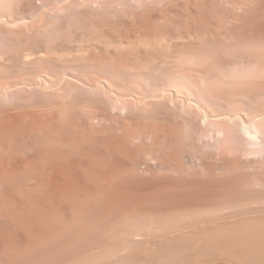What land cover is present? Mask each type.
Segmentation results:
<instances>
[{"label": "rangeland", "instance_id": "374dc122", "mask_svg": "<svg viewBox=\"0 0 264 264\" xmlns=\"http://www.w3.org/2000/svg\"><path fill=\"white\" fill-rule=\"evenodd\" d=\"M6 12L7 13L9 12V13L7 14ZM12 12H15V13L12 14ZM23 15L25 16L23 17ZM18 16L20 17L17 18ZM74 20L79 23L74 22ZM85 20H88V21L85 22ZM92 21H93V24H92ZM101 24L103 25L106 24L107 26L106 25L103 26ZM113 26L114 28H112ZM92 27H95V29ZM130 27L132 28L130 29ZM154 27L157 29H155ZM263 28H264V0H187V1L186 0H60V1L59 0H54V1L53 0H37V1L36 0H16V1L15 0H0V45L2 46V47L0 46V49H1L0 50V58H1L0 59V83H2L0 84V105L2 107V108L0 107V115H1L0 123L5 122L4 124L2 123V127L0 125V128H1L0 137L3 136L2 139L0 138V140L2 141V142L0 141V149H1L0 156L2 157V160L0 159V161L1 162L7 161L6 163L0 162V166H1L0 168H3L5 166L3 169H0V170L7 171L4 173L0 171V174L1 176H5V179H8V178L10 179L8 181L3 180L2 188H6V189H3L2 190L3 192L1 193L2 196L4 195L3 196L4 198H1L2 196H0L1 202H2L0 204V211H2L0 212L1 213L0 214V228H1L0 229V252H1L0 264H20V263L25 264L26 262H27L26 264H31V263L32 264H51V263L52 264H59V263L62 264V262H64L63 264H68L69 262H71L69 260L73 259V257H74L73 260L75 261L78 260L76 262H78V264H81V262L85 261L83 260L79 263V260L83 259L81 258V256L84 257L85 253H88L89 255L90 248H91V251L92 250L95 251L96 249L97 251L103 250L100 248H103L105 244L108 243L110 245L109 242L111 243L114 242L113 239L112 241L110 240L112 237H116V234L118 233L120 234V235L118 234L119 237L121 236V233L123 234V232L121 233L118 232L117 227H116L117 223L116 225L114 223V227H116L114 230L115 236L113 234H110L111 238L110 239L108 238L110 241L107 240V236L109 234L105 233V228L109 232H111L112 230L110 226L113 224L112 223L113 221L109 222L111 218H113L115 222L122 219L121 217L124 216V213L121 211H124L126 213L127 210L128 211L132 210L131 211L132 213L129 212L128 214L135 215V213H133V210L135 209L134 210L135 212L136 210H138L137 215H139L138 213H140L139 215L140 217H142L141 215L143 214L144 216L142 218L138 217L139 219L136 218V215L135 217H131V218H134L135 221H137L136 219H138L137 222L141 224L139 226H141L142 228V226L144 227L145 225L149 226V223H146V220L150 222L151 221L150 218L152 219L153 213L154 215H157L159 213V210L162 212L161 214H163V216H161V214L159 213L158 215H160V217L155 219V216H154L153 220L159 219L157 221H161V223L164 221V224L166 223L169 224V222H166L167 217L169 218L168 221L170 219L172 220V217L170 216L171 217L170 218L169 215H172L173 212L174 214L176 212L180 215L181 213H183V216H184V218L182 217L183 219H185L186 217L184 214L186 213V215H188L190 212H191L190 214L191 216L196 214L194 215V217L190 219L199 218L201 216L200 212L206 211L204 212V214L206 213L205 215L209 216V212H208L210 211L209 209H213L214 207H216V209H213V211L216 210V213H217L218 208L220 207V210H221V206H222V210H223V206L226 203L229 205L231 204H233L234 206L236 205V207L237 205H240V204H241V207L242 206L245 207L249 205V209H250V205L252 204L253 207L251 205V208L254 209L256 208V205H257V209H259L258 205H260V203L264 204V200H263L264 199V111H263L264 109H262L264 108L263 106L264 105V96H263L264 95V91H263L264 90V68H263L264 67L263 65L264 64V61H263L264 60V29ZM101 29L102 30L106 29V30L102 32ZM71 30L73 31L70 32ZM106 31H110V32H106ZM95 32L96 34L99 33L98 34L99 37L100 36L102 37L99 38L97 37V35L94 37L93 34H95ZM116 32H119L118 34L120 35H117ZM118 36L120 37V41L117 40L119 39ZM164 36L167 42L165 41ZM104 37H106L107 39L106 41ZM200 37L203 38L201 39L202 41H200ZM152 38H154V41L156 40V42H159L162 39H164L165 42L164 41H161V42H163L162 43L163 46L164 44L165 45L167 44V47L164 46V49L167 48L166 51L169 50L167 53L168 56L167 54H163V53H166V51H163V49L160 48L156 50L157 47L155 46L154 48L152 46L154 45L153 43L154 41ZM99 39L104 40V42H106L105 43L106 45H107V41L109 45L110 44L114 45L115 41H118L117 43L120 46L121 45L129 46L128 45L130 44L129 42H132V41L139 43V44L141 43L140 44L141 46H142V42L144 41H145L144 44L146 43L147 44L146 46L143 45L144 46L142 47L143 49L140 47L139 50H136L138 52L134 53V51L133 52L127 51L128 47L127 49L125 48L126 52L122 49V47H121L122 50L120 51V49H117V45H118L117 43L115 45H116V49L119 51H117L115 47H113V49L111 48L110 50V48H108L107 46L104 47L103 46L104 42ZM64 40L65 42H63ZM149 40L150 42H148ZM198 40L199 42H197ZM88 41H90L89 43L91 42L92 43L89 44ZM95 41L98 42L99 44L97 45ZM126 41L128 42V44H126ZM93 42H95L94 45H93ZM122 42H125V45H123L124 43L120 44ZM77 43L80 44V46L84 44V46L78 47ZM150 43H152L151 45L152 47L148 45ZM87 44H89V46H86ZM135 44L133 45V43H131V45L136 46L137 47L136 49H138V44L137 45ZM41 45H43V47ZM92 45L95 47H92ZM120 46H118V48ZM74 47L75 48L77 47L78 50L84 47V50L82 49L84 52L80 50L82 51V56L84 55L83 57L82 56L80 57L84 58V60L82 59L80 63V61L77 59L80 53L79 55L77 54V57H75L76 55L75 56L70 55L72 57V58L70 57V59H68L69 55L67 56V54H65L68 57V58L65 57L66 59H68L67 60L68 62L63 63L62 59L64 58V53H68V54L69 53L73 54L75 52L78 53V51H76L77 49H75ZM47 48L49 50H47ZM107 48L110 50V52L106 51ZM134 48L135 47H131L130 51H132ZM224 50H226L227 52H225ZM47 51H50V52L47 53ZM52 52L55 54H53ZM50 53H52L53 55ZM57 54L58 55L63 54V58H61L62 56L61 57L59 56V58H61L59 60L61 61L58 60L59 62H61V65L57 61L58 57H55ZM8 56L10 60L7 59ZM2 57H4L5 59ZM53 57H55V59H53ZM215 57L216 58L218 57V58L216 59ZM43 58L44 60L46 59L47 60L44 61ZM85 58H86V61H85ZM176 58L177 60H175ZM94 59L96 60L95 62H94ZM71 60L73 63H71ZM73 60H75V62ZM119 60L121 61L119 62ZM240 60L243 62H241ZM258 60H261V61H258ZM82 61H84V63ZM99 61H103L101 62V65H99L100 64ZM104 61H107V62H104ZM120 63L121 64L124 63L123 64L124 66H122ZM134 63L135 65L133 66ZM139 63H140V66H139ZM195 65L197 66L199 65V66L197 67ZM213 67H216V68H213ZM251 67H253V69ZM52 68L54 70H52ZM125 68H130V69L126 70ZM135 68H137L138 72H136ZM65 69L67 71H65ZM257 70L259 72H257ZM241 71H242V74H241ZM260 72L263 73V76ZM242 75H244V77ZM251 79L252 80L255 79L254 80L255 82L254 81L251 82ZM138 81L139 82L141 81V82L139 83ZM235 84L236 86H231ZM243 84L246 87H244ZM202 85H204L205 87ZM227 85L228 86L230 85L231 90ZM239 85H241L242 87ZM218 87H220L221 90ZM238 87L241 88V90ZM232 88H235V90ZM246 88H247V91H246ZM185 89L189 91V93H187L186 91L187 95L184 91ZM189 89H192V90H189ZM228 89L230 91H228ZM237 89L240 91H237ZM206 91H208V93ZM204 92L206 94H204ZM238 92H239V95H238ZM215 94L218 98L214 96ZM197 95L200 99L197 97ZM236 97L239 100L236 99ZM195 98H197L198 101ZM261 101L263 104L261 103ZM256 105L258 106L256 107ZM210 106L212 108H214L215 106L214 108L216 110L215 113H213L212 111L210 112L211 110ZM261 109L262 111H260ZM55 113H57V116ZM211 113H213L214 115ZM41 118L45 120L42 121L43 119L41 120ZM26 119H28L29 121ZM8 123H10V125ZM13 125H15L17 128L15 126L14 128ZM247 125L251 127L248 128ZM3 126L4 128L6 127L7 129L5 128L6 129L5 130ZM11 126L13 128V131H16L15 133L11 131L12 130ZM29 129L30 130L32 129V130L30 131ZM34 129L36 132L34 131ZM39 129L41 130L39 131ZM70 129H72L73 131L71 130L72 131L71 132ZM250 129H251V132H249ZM252 129L256 132L253 131L254 132L253 133ZM24 131L26 134L24 133ZM259 135H261V137ZM28 136L31 137V139ZM44 137L49 139V142ZM56 137L57 139L55 140ZM79 137H81L82 139ZM41 138L44 140L41 141ZM179 138L181 139V141L179 140ZM32 139L34 140L32 141ZM73 140L75 141L73 142ZM16 143L18 146L16 145ZM59 143L63 147L57 145ZM179 143L182 146H180ZM44 144H46L47 146ZM41 145L43 146V148ZM260 145H262V147H259ZM19 146H20V149H19ZM34 146L35 147L37 146V147L35 148ZM44 147L46 148V150L44 149ZM185 149L187 152L185 151ZM183 153H186V154H184L183 156L182 155ZM46 155L47 157L49 156L48 159ZM77 155L79 156V158H77L78 157ZM193 155H196V156H194L193 158ZM20 157L22 160L20 159ZM30 160L31 162H28ZM153 160L154 161L156 160V161L154 162ZM35 161L37 164L34 163ZM68 161L70 162L69 166L67 163ZM8 165L12 167L14 172L10 170L11 168ZM23 168L27 170L24 171ZM81 168L82 169L85 168V169L82 170ZM31 170L32 172H30ZM16 171H19L20 175H18L19 173ZM47 171L51 174H47L48 173ZM14 173L15 175H13ZM30 173L31 174L33 173V174L30 175ZM61 173H62V176L64 175V177L60 175ZM89 173L90 175H88ZM21 174L24 176V178L27 175L29 176V178L27 176L25 179H23L22 178L23 176ZM48 175H51V176H48ZM56 175L57 176L60 175V177L58 178ZM15 176L17 177L20 176L22 180L20 179V177L18 179L17 178L14 179ZM103 176H104V180L100 181L103 179ZM40 177H42V180H40L41 179ZM45 177L46 178L49 177L48 180ZM85 177H87V180ZM100 177L101 179H99ZM90 178H92L93 180H90ZM18 180L19 182H17ZM61 180L63 181V183ZM25 181L28 183L29 182H32V183L27 184ZM35 181L37 185L34 184ZM66 181L67 183L72 182L71 183L72 188H71V184H69L68 186ZM107 181H109V183ZM10 182H11V185L9 184ZM49 182H50V185H49ZM96 182L97 183L99 182V183L97 184ZM114 182H117V183H114ZM17 183L19 184L20 187H23V186L27 187V188L25 187L26 189L22 188L23 191L19 189L21 190V193L22 192L26 193L24 190H27L28 192H30V190H32L30 188H33V190L37 191V194H38L39 193L38 190L40 187L43 193L41 191L40 192L42 193V196H44L42 197L43 200L42 199L40 200V205L41 207H44L42 210H45V211H46V208H48L47 211L51 208V210L49 211L50 213L47 212V215L45 214L46 215L45 217L39 213L37 214L36 212H32V211L28 213L19 208L20 204L18 202L9 200V198L6 199L8 197L7 193H9L8 190L12 193V190L13 192H15L18 188H20L19 186H17L18 185ZM14 184H16V187H18L17 189L16 187H14ZM20 184L23 186H21ZM32 184H34L35 186H33ZM28 185H29V189H28ZM60 185L62 186L60 187ZM144 185L145 186L147 185V186L145 187ZM6 186L14 187V189L11 188L10 190V188H7ZM36 186L38 187L37 190H36ZM41 186H45L48 190L43 189L45 187H41ZM196 188L197 190H195ZM183 189L184 190L186 189V191H184ZM79 190H82V191H79ZM56 191L58 192L60 191L61 193H58ZM17 192L20 193L19 191ZM78 192H82V194ZM95 192L98 194H96ZM133 192L135 193L133 194ZM5 193L7 197H5ZM48 193L49 195L47 196ZM67 193L69 194V196L72 194L70 196L71 199L69 198ZM141 193H143L142 195L144 194L145 195L140 196ZM78 195L79 196L81 195L82 199L79 198ZM136 195L139 197H137ZM72 196H74L75 198L73 199ZM107 196H108V200L106 199ZM46 197H49V198H46ZM86 197H88V199ZM44 198H46V201L44 200ZM50 198L53 199V201ZM64 198H67V200L66 199L63 200ZM89 198H91V200H89ZM92 198H95V199H92ZM116 198H118L119 200ZM121 198L122 200H120ZM226 198H227V201L225 200ZM77 199H78V202L76 201ZM104 200L108 201V203ZM160 200L161 202H158ZM222 200H225V201H222ZM254 200H258V202ZM10 201L14 203L11 202V205H8L7 202L9 203ZM43 201L45 204H43ZM179 201L183 203H180ZM19 202H20V199H19ZM50 202H53V203H50ZM67 202L71 204L68 205ZM148 202L150 203L148 204ZM244 202L245 203L247 202L246 204L248 205H245ZM47 203L48 205L50 204L51 206H48ZM125 203L127 206L125 205ZM137 203L139 205H137ZM173 203H176V204H173ZM13 204L15 205L13 206ZM128 204H131L132 206ZM227 204L225 206H227ZM5 205L8 207H6ZM45 205L48 207H46ZM217 205H220V206H217ZM121 206H123L124 208L126 207L127 210H123V207ZM177 206L178 208H176ZM261 206L264 207V205H261ZM78 207H79V210H78ZM16 208L19 210V212ZM153 208L155 209L153 210ZM205 208L206 209L209 208L207 209L208 211L205 210ZM229 208L231 207H228V208L225 207L223 211H225L226 209L227 211H230ZM12 209L13 210L15 209L14 211L17 213H20L22 211L21 215L22 217L23 215L25 217L22 218L21 215L20 216L19 214L17 215V213L12 211ZM191 209L192 211L194 209L196 210L192 212ZM200 209H204V210H200ZM54 210L55 211L57 210V212L59 213L57 214V217L59 218H53L54 217L53 212L56 213ZM116 210L117 211L121 210V211H118L119 212L118 213ZM179 210H181V212ZM183 210L188 211V212L190 211V212L188 213ZM8 211H10V213ZM105 211L107 213H105ZM113 211H114V214L112 213ZM155 211L158 213H155ZM164 211L166 212V214L169 211L168 212L169 214L166 216ZM93 212H95V214H93ZM197 212H199V216L197 215L198 214ZM210 212H212V210ZM11 213L12 215L13 214H16V215L9 216ZM145 213L152 214V215H150V217L146 215L148 217L147 218L145 216ZM226 213L227 212L225 211L224 214ZM228 213L230 214V212ZM119 214H123V215H120L118 217ZM219 214L218 215L215 214L216 219L219 217ZM109 215L110 217L111 216L113 217L110 218ZM177 215L175 216L177 217V219H175L176 221L180 219L178 218ZM104 216L106 217V220ZM208 216H205V217L207 218L212 217V215H210V217ZM10 217L11 218L13 217L14 220L13 218L10 219ZM27 217L28 219H26ZM41 217L42 219H40ZM116 217H118V219H115ZM15 218H16V221H15ZM201 218H204V215L200 217L199 219ZM64 219L65 220L68 219L70 220V222L67 223L66 222L67 220L64 221ZM134 219H133V222H135ZM186 219L187 221H189L188 220L189 218H186ZM41 220L42 221L46 220V221L42 222ZM55 220H57L58 223ZM72 220L74 221V223ZM126 220L124 219V221L123 220L121 221H123L126 224L127 223ZM175 220H172V222ZM21 221L23 225L20 224ZM71 221H72V224H71ZM86 221L89 223L86 224ZM102 221L109 222V224L111 225L109 226L106 223H102ZM176 221H175L176 225L182 223V222H179L180 220L178 221L179 223L178 222L176 223ZM119 222H118V225H119ZM2 223H4L5 227L3 226ZM59 223L60 224L62 223L61 224L62 226ZM1 225L3 227H1ZM88 225H90V227L93 225V230L90 227H88ZM127 225L131 226V223L130 224L127 223L125 226L123 224V227H125L126 229V230L124 229L125 231L130 230L128 227H127L128 229L126 228ZM45 226H48V227H45ZM134 226L135 225L132 223L131 227L134 228ZM136 226H138V223H136ZM86 227H88V229ZM119 227L118 229L120 230L122 229L123 231V227L121 226ZM17 228H18V231H17ZM37 228L40 230H38ZM100 228L102 231L104 230L102 234L105 233L107 235V236L105 235L106 238L103 235L104 236L103 241L105 242V239H106L109 242L106 241L107 243H104V244L100 243V242H103V241H100L102 238L100 236L102 234H100L99 232L101 230H98ZM15 231H17V233ZM12 235L14 236L11 237ZM42 235L45 238H42ZM65 235L69 237H66ZM75 235H78V236L76 237ZM62 238H64L65 241ZM94 238H96V240L98 241H96ZM85 240L87 242H85ZM60 241H62L63 244H61ZM56 242L58 243L59 247L62 245V249L57 246ZM64 242L66 244H64ZM81 244L85 246H82ZM94 244H95L96 249L93 248L94 246L89 247L90 245H94ZM38 245L40 247H38ZM65 245H66V249L64 248ZM54 246L55 248H53ZM77 246L78 247L80 246L82 248L84 247V248L83 250H81V248L79 247L80 250H77L78 249ZM99 246H102V247L99 248ZM86 247H89V249L88 248L85 249ZM106 248L108 249V247ZM45 249H46V252H45ZM84 249L89 250V251L84 252L85 251ZM63 250L65 254H63ZM65 250L67 251L69 250L70 252L68 251L67 253V251ZM40 251L41 252L43 251L45 254L43 252L41 253L43 255L39 254ZM79 251L84 252V254L81 252L80 255L81 254L82 255L79 256V253H78ZM48 252H49L50 257H48L49 256L48 254H46ZM77 253H78V256H76ZM45 255L48 259L50 258L51 260H53V262L50 261V259L47 260V258H45ZM42 256L44 259L42 258ZM75 256H76V259H75ZM89 256H92V255L90 254ZM89 256L87 257V259L90 258ZM77 257L81 259H77ZM96 257H99V256H96ZM68 258L69 260H67ZM38 259H40L42 262ZM35 260H38L39 262H36ZM55 260H57L58 262ZM63 260H65L66 262ZM73 260H72V263H73ZM87 261H85V263ZM72 263H69V264H72Z\"/></svg>", "mask_w": 264, "mask_h": 264}, {"label": "bare ground", "instance_id": "6f19581e", "mask_svg": "<svg viewBox=\"0 0 264 264\" xmlns=\"http://www.w3.org/2000/svg\"><path fill=\"white\" fill-rule=\"evenodd\" d=\"M16 1V0H15ZM37 1V0H36ZM54 1V0H53ZM60 1V0H59ZM187 1V0H186ZM56 2V1H55ZM75 2V1H74ZM13 3H15V2H13ZM17 3V2H16ZM47 3H49V2H47ZM43 4H44V2H43ZM52 4V3H51ZM54 4V3H53ZM55 4H57V3H55ZM59 4V3H58ZM61 4V3H60ZM47 5V4H46ZM4 6V5H3ZM49 6H50V4H49ZM54 6V5H53ZM2 7V6H1ZM42 7V6H41ZM14 8V7H13ZM12 8V9H13ZM53 8V7H52ZM37 9V8H36ZM5 10V9H4ZM14 10V9H13ZM1 11H2V9H1ZM21 12V11H20ZM7 13V12H6ZM9 13V12H8ZM7 13V14H8ZM13 13H15V12H12V14ZM2 14V13H1ZM34 14H35V12H34ZM20 15V14H19ZM4 16V15H3ZM9 16V15H8ZM25 15H23V17H24ZM34 16V15H33ZM10 17V16H9ZM15 17H16V15H15ZM20 16H18L17 18H19ZM33 18V17H32ZM142 18V17H141ZM79 19V18H78ZM78 19H77V21H78ZM140 19V18H139ZM76 20V19H75ZM74 20V22H76ZM92 20H94V19H92ZM177 20H178V18H177ZM86 21H88V20H85V22ZM91 21V20H90ZM139 21V20H138ZM154 21V20H153ZM159 21V20H158ZM157 21V22H158ZM40 22V21H39ZM73 22V21H72ZM71 22V23H72ZM73 22V23H74ZM106 22V21H105ZM142 22H143V20H142ZM155 22V21H154ZM153 22V23H154ZM41 23V22H40ZM68 23H69V21H68ZM76 23H79V22H76ZM135 23V22H134ZM147 23V22H146ZM145 23V24H146ZM87 24V23H86ZM92 24H93V21H92ZM140 24V23H139ZM150 24H152V23H150ZM150 24H149V26H150ZM6 25V24H5ZM70 25V24H69ZM78 25V24H77ZM83 25V24H82ZM90 25V24H89ZM101 25H103V24H101ZM104 25H106V24H104ZM103 25V26H104ZM137 25V24H136ZM155 25V24H154ZM71 26V25H70ZM76 26V25H75ZM102 26V27H103ZM107 26V25H106ZM111 26V25H110ZM132 26H133V24H132ZM135 26V25H134ZM147 26V25H146ZM19 27V26H18ZM67 27V26H66ZM72 27H73V25H72ZM78 27V26H77ZM101 27V28H102ZM139 27V26H138ZM148 27V26H147ZM71 28V27H70ZM76 28V27H75ZM92 28H94L95 29V27H92ZM91 28V29H92ZM108 28H109V26H108ZM111 28V27H110ZM112 28H114V26L112 27ZM122 28V27H121ZM126 28V27H125ZM132 27H130V29H131ZM155 28V27H154ZM79 29H80V27H79ZM87 29V28H86ZM149 29V28H148ZM155 29H157V28H155ZM264 29V28H263ZM96 30H98V29H96ZM102 30V29H101ZM106 30V29H105ZM105 30H102V32L103 31H105ZM108 30V29H107ZM110 30V29H109ZM114 30V29H113ZM119 30V29H118ZM121 30V29H120ZM123 30V29H122ZM140 30V29H139ZM23 31V30H22ZM73 30H71L70 32H72ZM95 31V30H94ZM94 31H93V33H94ZM117 31V30H116ZM141 31H143V30H141ZM152 31V30H151ZM157 31V30H156ZM215 31V30H214ZM213 31V32H214ZM67 32H68V30H67ZM92 32V31H91ZM96 32H98V31H96ZM96 32H95V34H93L94 35V37L97 35V37H99V33H97L96 34ZM106 32H110V31H106ZM112 32V31H111ZM134 32V31H133ZM76 33V32H75ZM82 33V32H81ZM84 33V32H83ZM89 33H90V31H89ZM88 33V34H89ZM117 33V35H120V34H118L119 32H116ZM121 33H122V31H121ZM74 34V33H73ZM77 34V33H76ZM85 34V33H84ZM83 34V35H84ZM111 34V33H110ZM130 34V33H129ZM140 34V33H139ZM154 34H156V33H154ZM92 35V36H93ZM101 35V34H100ZM136 35V34H135ZM68 36V35H67ZM91 36V37H92ZM103 36H105V35H103ZM110 36V35H109ZM116 36V35H115ZM124 36V35H123ZM130 36H132V35H130ZM180 36V35H179ZM74 37V36H73ZM76 37V36H75ZM81 37V36H80ZM83 37V36H82ZM85 37V36H84ZM96 37V38H97ZM100 37H102V36H100ZM99 37V38H100ZM119 37V36H118ZM127 37V36H126ZM158 37H160V36H158ZM162 37V36H161ZM105 38V41L107 40L106 39V37H104ZM110 38V37H109ZM113 38V37H112ZM149 38V37H148ZM205 38V37H204ZM80 39V38H79ZM115 39H117V38H115ZM136 39V38H135ZM151 39V38H150ZM153 39V41H154V38H152ZM155 39H156V37H155ZM160 39V38H159ZM164 39H165V36H164ZM164 39H162L161 41H164ZM180 39H182V38H180ZM197 39H198V37H197ZM201 39H203V38H201L200 37V41H202ZM260 39V38H259ZM72 40V39H71ZM81 40V39H80ZM86 40V39H85ZM97 40V39H96ZM99 40H102V39H99ZM114 40V39H113ZM118 41H120V37H119V39H117ZM130 40V39H129ZM141 40V39H140ZM139 40V41H140ZM179 40V39H178ZM189 40H190V38H189ZM235 40V39H234ZM73 41V40H72ZM78 41V40H77ZM90 41H91V39H90ZM90 41H88V43L90 42ZM103 42H104V40H102ZM101 41V42H102ZM115 41V40H114ZM118 41H115V44L118 42ZM125 41V40H124ZM128 41V40H127ZM126 41V44H128V42ZM144 41V40H143ZM159 41V40H158ZM161 41H159V42H156V40L153 42L154 43V45H152V43H150V44H148V45H150V47H154L155 48V46L157 47V49L156 50H158V49H163V51H166V49L167 48H165L164 49V46H166L167 47V44L165 45L164 44V46L162 45V43L163 42H161ZM165 41H166V39H165ZM164 41V42H165ZM193 41V40H192ZM211 41V40H210ZM243 41V40H242ZM63 42H65V40L63 41ZM96 42V41H95ZM95 42H93V45H94V43ZM102 42V43H103ZM138 42V41H137ZM148 42H150V40L148 41ZM167 42V41H166ZM181 42V41H180ZM180 42H178V43H180ZM183 42V41H182ZM197 42H199V40L197 41ZM263 42V41H262ZM80 43V42H79ZM92 43V42H91ZM91 43H89V44H91ZM106 42H104V44H105ZM111 43V42H110ZM124 43V44H123ZM130 44H128L129 46H126L125 45V42H122V43H120V44H123V45H125V46H120L118 43V45H117V49H120V51L123 49L124 51L127 49V47H128V49H127V51H129V52H133L134 51V53L136 52H138V51H136V50H139L140 49V47L142 48V47H144L143 45H145L146 46V44H144L145 43V41L144 42H142V46L139 44V43H136V42H129ZM131 43H133V45L135 44V45H137L138 44V49H136L137 47L136 46H133V45H131ZM158 43V44H157ZM173 43V42H172ZM203 43V42H202ZM81 44V43H80ZM80 44H78L77 43V46L79 47L80 46ZM83 44V43H82ZM89 44H87L86 46H89ZM96 44L98 45L99 43L98 42H96ZM103 44V46L104 47H108V48H110V50H111V48L113 49V47H115V49H116V45L114 44H108V41H107V45L105 44L104 45ZM156 44V45H155ZM262 44V43H261ZM45 45V44H44ZM49 45V44H48ZM59 45H61V44H59ZM72 45V44H71ZM92 45V47H95V46H93ZM109 45V46H108ZM131 45V46H130ZM147 45V46H148ZM152 45V46H151ZM168 45H170V44H168ZM1 46V45H0ZM39 46V45H38ZM42 47H43V45H41ZM81 46H84V44L83 45H81ZM80 46V47H81ZM85 46V47H86ZM91 46V45H90ZM102 46V45H101ZM112 46V47H111ZM118 46H120L119 48H118ZM224 46V45H223ZM226 46V45H225ZM2 47V46H1ZM51 47V46H50ZM103 47V48H104ZM121 47H122V49H121ZM131 47H135L132 51H130L131 49ZM37 48V47H36ZM53 48V47H52ZM67 48V47H66ZM75 48V47H74ZM90 48V47H89ZM102 48V49H103ZM107 48V50L106 51H109L110 52V50ZM126 48V49H125ZM215 48V47H214ZM224 48V47H223ZM228 48H229V46H228ZM19 49V48H18ZM55 49V48H54ZM53 49V50H54ZM75 49H77L76 51H78V53L77 52H75V53H73V54H71V53H64V58H63V54H61V55H56L55 57H58L57 58V61L59 60V59H61V58H63L62 59V62L63 63H66V62H68L67 60L68 59H70V55H72V56H75V57H77V54L79 55V53H80V55L78 56V60L80 61V63H81V60L83 59L84 60V58H82L83 56H82V51L84 50V47H82L80 50H82V51H80V50H78V48L76 47ZM92 49V48H91ZM98 49V48H97ZM105 49V48H104ZM116 49V50H117ZM143 49V48H142ZM150 49V48H149ZM213 49V48H212ZM247 49V48H246ZM1 50V49H0ZM47 50H49L48 48H47ZM50 50H52V49H50ZM68 50V49H67ZM180 50V49H179ZM184 50V49H183ZM240 50V49H239ZM10 51V50H9ZM55 51V50H54ZM74 51V50H73ZM90 51V50H89ZM97 51V50H96ZM113 51V50H112ZM117 51H119V50H117ZM145 51V50H144ZM160 51V50H159ZM162 51V50H161ZM169 51V50H168ZM168 51H166V53H163V54H167L168 53ZM214 51V50H213ZM217 51V50H216ZM225 52H227L226 50H224ZM236 51V50H235ZM261 51V50H260ZM48 52H50V51H47V53ZM71 52V51H70ZM84 52V51H83ZM91 52V51H90ZM114 52H116V51H114ZM126 52V51H125ZM173 52V51H172ZM179 52V51H178ZM181 52H183V51H181ZM201 52V51H200ZM205 52V51H204ZM222 52V51H221ZM259 52V51H258ZM5 53V52H4ZM15 53V52H14ZM53 53V52H52ZM52 53H50V54H52ZM56 53H57V51H56ZM100 53V52H99ZM123 53V52H122ZM175 53V52H174ZM189 53V52H188ZM213 53V52H212ZM230 53H231V51H230ZM242 53V52H241ZM247 53V52H246ZM249 53H251V52H249ZM263 53V52H262ZM9 54V53H8ZM28 54V53H27ZM26 54V55H27ZM53 54H55V53H53ZM52 54V55H53ZM60 54V53H59ZM65 54H67V56L69 57H67ZM84 54V53H83ZM170 54V53H169ZM180 54V53H179ZM187 54V53H186ZM196 54V53H195ZM218 54V53H217ZM29 55V54H28ZM27 55V56H28ZM32 55V54H31ZM86 55V54H85ZM93 55V54H92ZM91 55V56H92ZM120 55V54H119ZM177 55V54H176ZM240 55V54H239ZM244 55V54H243ZM51 56V55H50ZM59 56L61 57V58H59ZM80 56H82V57H80ZM99 56V55H98ZM139 56V55H138ZM167 56H168V54H167ZM231 56V55H230ZM229 56V57H230ZM245 56V55H244ZM257 56V55H256ZM262 56V55H261ZM33 57H35V56H33ZM42 57V56H41ZM55 57H53V59H55ZM68 58V59H66V58ZM80 57V58H79ZM88 57H89V55H88ZM100 57H102V56H100ZM118 57V56H117ZM183 57V56H182ZM181 57V58H182ZM238 57V56H237ZM242 57V56H241ZM2 58H4V57H2ZM72 58V57H71ZM91 58H93V57H91ZM99 58V57H98ZM111 58V57H110ZM189 58V57H188ZM216 58V57H215ZM214 58V59H215ZM218 58V57H217ZM216 58V59H217ZM225 58H227V57H225ZM244 58V57H243ZM252 58V57H251ZM257 58V57H256ZM1 59V58H0ZM5 59V58H4ZM3 59V60H4ZM8 60H10L9 59V56H8V58H7ZM46 59V58H45ZM51 59H52V57H51ZM66 59V60H65ZM74 59V58H73ZM76 59V58H75ZM102 59V58H101ZM132 59V58H131ZM135 59V58H134ZM145 59V58H144ZM179 59V58H178ZM198 59V58H197ZM203 59V58H202ZM212 59V58H211ZM250 59V58H249ZM248 59V60H249ZM262 59V58H261ZM13 60V59H12ZM43 60H44V58H43ZM47 60V59H46ZM46 60H44V61H46ZM64 60V61H63ZM77 60V61H78ZM99 60V59H98ZM169 60H171V59H169ZM175 60H177V58L175 59ZM182 60V59H181ZM200 60V59H199ZM206 60V59H205ZM245 60V59H244ZM263 60V59H262ZM29 61V60H28ZM56 61V60H55ZM59 61H61V60H59ZM58 61V63H60V65H61V62H59ZM74 62H75V60H73ZM76 61V62H77ZM78 61V62H79ZM85 61H86V58H85ZM89 61V60H88ZM96 60L94 59V62H95ZM113 61V60H112ZM121 60H119V62H120ZM123 61V60H122ZM128 61V60H127ZM137 61V60H136ZM141 61V60H140ZM139 61V62H140ZM174 61V60H173ZM231 61H233V60H231ZM241 61V60H240ZM258 61H261V60H258ZM264 61V60H263ZM35 62V61H34ZM83 63H84V61H82ZM92 62V61H91ZM98 62V61H97ZM100 62V64L99 65H101V62H103V61H99ZM104 62H107V61H104ZM111 62V61H110ZM138 62V61H137ZM169 62V61H168ZM205 62V61H204ZM208 62V61H207ZM210 62V61H209ZM241 62H243V61H241ZM253 62V61H252ZM31 63H32V61H31ZM44 63V62H43ZM62 63V64H63ZM71 63H73L72 62V60H71ZM93 63V62H92ZM117 63V62H116ZM115 63V64H116ZM136 63V62H135ZM135 63L133 64V66L135 65ZM143 63V62H142ZM172 63V62H171ZM214 63H215V61H214ZM238 63V62H237ZM248 63V62H247ZM50 64V63H49ZM76 64V63H75ZM105 64V63H104ZM107 64H109V63H107ZM112 64V63H111ZM121 64V63H120ZM124 64V63H123ZM123 64H121L122 66H124ZM129 64V63H128ZM173 64V63H172ZM194 64V63H193ZM210 64V63H209ZM244 64V63H243ZM257 64V63H256ZM255 64V65H256ZM54 65V64H53ZM65 65V64H64ZM85 65V64H84ZM88 65V64H87ZM98 65V64H97ZM96 65V66H97ZM204 65V64H203ZM246 65V64H245ZM260 65V64H259ZM264 65V64H263ZM26 66V65H25ZM68 66V65H67ZM70 66V65H69ZM75 66V65H74ZM90 66V65H89ZM108 66H110V65H108ZM138 66V65H137ZM139 66H140V63H139ZM175 66V65H174ZM195 66H197V65H195ZM199 66V65H198ZM197 66V67H198ZM213 66V65H212ZM253 66V65H252ZM128 67V66H127ZM141 67H143V66H141ZM140 67V68H141ZM164 67V66H163ZM167 67V66H166ZM239 67V66H238ZM51 68V67H50ZM70 68V67H69ZM124 68V67H123ZM194 68V67H193ZM200 68V67H199ZM213 68H216V67H213ZM213 68H211V69H213ZM222 68V67H221ZM232 68V67H231ZM237 68V67H236ZM252 69H253V67H251ZM258 68V67H257ZM264 68V67H263ZM74 69V68H73ZM79 69V68H78ZM126 70L127 69H130V68H125ZM134 69V68H133ZM255 69V68H254ZM52 70H54L53 68H52ZM75 70V69H74ZM124 70V69H123ZM132 70V69H131ZM135 70H136V72H138L137 71V68H135ZM173 70V69H172ZM183 70V69H182ZM181 70V71H182ZM209 70V69H208ZM227 70V69H226ZM58 71V70H57ZM62 71V70H61ZM60 71V72H61ZM64 71V70H63ZM65 71H67L66 69H65ZM82 71V70H81ZM80 71V72H81ZM120 71V70H119ZM129 71V70H128ZM141 71V70H140ZM231 71V70H230ZM135 72V73H136ZM227 72V71H226ZM236 72V71H235ZM249 72H250V70H249ZM257 72H259L258 70H257ZM263 72V71H262ZM262 72H260L261 74H262V76H263V73ZM2 73H3V71H2ZM21 73V72H20ZM77 73V72H76ZM130 73V72H129ZM140 73H142V72H140ZM139 73V74H140ZM171 73V72H170ZM177 73V72H176ZM229 73H231V72H229ZM248 73V72H247ZM253 73V72H252ZM259 73V74H260ZM19 74V73H18ZM83 74V73H82ZM132 74V73H131ZM180 74V73H179ZM241 74H242V71H241ZM254 74H256V73H254ZM4 75V74H3ZM234 75V74H233ZM239 75V74H238ZM167 76V75H166ZM169 76V75H168ZM220 76V75H219ZM243 77H244V75H242ZM248 76V75H247ZM80 77H82V76H80ZM205 77V76H204ZM242 77V78H243ZM253 77V76H252ZM200 78V77H199ZM254 78V77H253ZM82 79V78H81ZM203 79V78H202ZM217 79V78H216ZM222 79V78H221ZM83 80V79H82ZM97 80V79H96ZM163 80V79H162ZM173 80V79H172ZM212 80V79H211ZM210 80V81H211ZM234 80V79H233ZM233 80H232V82H233ZM247 80V79H246ZM255 80V79H254ZM254 80H252L251 79V82L252 81H254ZM202 81V80H201ZM205 81V80H204ZM222 81V80H221ZM235 81V80H234ZM242 81V80H241ZM245 81V80H244ZM139 82V81H138ZM141 82V81H140ZM139 82V83H140ZM164 82V81H163ZM181 82V81H180ZM186 82V81H185ZM209 82V81H208ZM223 82H224V80H223ZM222 82V83H223ZM228 82V81H227ZM231 82V81H230ZM255 82V81H254ZM184 83V82H183ZM219 83V82H218ZM239 83V82H238ZM241 83V82H240ZM262 83V82H261ZM0 84H2V83H0ZM173 84V83H172ZM212 84V83H211ZM232 84V83H231ZM242 84V83H241ZM246 84V83H245ZM249 84V83H248ZM258 84V83H257ZM260 84V83H259ZM34 85V84H33ZM176 85H177V83H176ZM188 85V84H187ZM205 85V84H204ZM204 85H202V86H204ZM222 85V84H221ZM3 86V85H2ZM115 86V85H114ZM128 86H129V84H128ZM179 86V85H178ZM183 86V85H182ZM181 86V87H182ZM208 86V85H207ZM210 86V85H209ZM216 86V85H215ZM228 86V85H227ZM231 86H236V84L235 85H231ZM239 86H241V85H239ZM243 86H244V84H243ZM131 87H133V86H131ZM170 87V86H169ZM180 87V86H179ZM195 87V86H194ZM205 87V86H204ZM203 87V88H204ZM225 87V86H224ZM229 88H230V85L228 86ZM242 87V86H241ZM244 87H246V86H244ZM11 88V87H10ZM21 88H23V87H21ZM172 88V87H171ZM190 88V87H189ZM215 88V87H214ZM218 88H220V87H218ZM239 88V87H238ZM126 89V88H125ZM200 89V88H199ZM213 89V88H212ZM232 89H234L235 90V88H232ZM240 90H241V88H239ZM251 89V88H250ZM255 89V88H254ZM6 90V89H5ZM181 90V89H180ZM189 90H192V89H189ZM216 90V89H215ZM214 90V91H215ZM218 90V89H217ZM220 90H221V88H220ZM223 90H224V88H223ZM225 90H227V89H225ZM230 90H231V88H230ZM229 89H228V91H230ZM240 90H238L237 89V91H240ZM243 90V89H242ZM176 91H177V89H176ZM185 91V93H186V89L184 90ZM214 91H212V92H214ZM246 91H247V88H246ZM258 91V90H257ZM264 91V90H263ZM119 92V91H118ZM207 93H208V91H206ZM218 92V91H217ZM221 92V91H220ZM187 93H189V91H187ZM187 93H186V95H187ZM210 93V92H209ZM225 93H226V91H225ZM230 93V92H229ZM240 93H242V92H240ZM250 93V92H249ZM263 93V92H262ZM123 94V93H122ZM197 94V93H196ZM204 94H206L205 92H204ZM220 95V94H219ZM238 95H239V92H238ZM245 95V94H244ZM243 95V96H244ZM251 95V94H250ZM165 96V95H164ZM195 96V95H194ZM214 96H216V94L214 95ZM221 96V95H220ZM223 96V95H222ZM227 96V95H226ZM242 96V95H241ZM240 96V97H241ZM246 96V95H245ZM264 96V95H263ZM128 97V96H127ZM187 97V96H186ZM196 97V96H195ZM197 97H198V95H197ZM203 97V96H202ZM208 97H210V96H208ZM212 97V96H211ZM217 97V96H216ZM215 97V98H216ZM250 97V96H249ZM248 97V98H249ZM199 98V97H198ZM218 98V97H217ZM247 98V97H246ZM263 98V97H262ZM191 99V98H190ZM195 99H197V98H195ZM200 99V98H199ZM205 99V98H204ZM220 99H222V98H220ZM236 99H238L237 97H236ZM261 99V98H260ZM259 99V100H260ZM192 100V99H191ZM212 100V99H211ZM210 100V101H211ZM239 100V99H238ZM197 101H198V99H197ZM225 101H226V99H225ZM224 101V102H225ZM230 101V100H229ZM232 101V100H231ZM243 101V100H242ZM215 102H217V101H215ZM228 102V101H227ZM239 102V101H238ZM237 102V103H238ZM210 103V102H209ZM229 103V102H228ZM235 103V102H234ZM261 103H262V101H261ZM260 103V104H261ZM193 104V103H192ZM205 104H207V103H205ZM218 104V103H217ZM222 104V103H221ZM239 104V103H238ZM237 104V105H238ZM259 104V103H258ZM263 104V103H262ZM4 106V105H3ZM48 106H50V105H48ZM205 106H207V105H205ZM220 106V105H219ZM258 105H256V107H257ZM259 106H261V105H259ZM264 106V105H263ZM0 107H1V105H0ZM30 107V106H29ZM45 107H47V106H45ZM211 107V106H210ZM233 107V106H232ZM235 107V106H234ZM2 108V107H1ZM42 108V107H41ZM44 108V107H43ZM214 108H215V106H214ZM214 108H210L209 110H210V112L212 111L213 113H215V109ZM48 109V108H47ZM53 109V108H52ZM258 109H260V108H258ZM262 109H264V108H262ZM262 109L260 110V111H262ZM26 110V109H25ZM28 110V109H27ZM19 111V110H18ZM23 111V110H22ZM51 111V110H50ZM220 111V110H219ZM222 111V110H221ZM259 111V112H260ZM264 111V110H263ZM26 112V111H25ZM40 112V111H39ZM48 112V111H47ZM52 112V111H51ZM21 113V112H20ZM30 113V112H29ZM54 113V112H53ZM213 113H211V114H213ZM7 114V113H6ZM5 114V115H6ZM27 114V113H26ZM37 114V113H36ZM40 114V113H39ZM56 114V116H57V113H55ZM224 114V113H223ZM227 114V113H226ZM225 114V115H226ZM15 115V114H14ZM18 115V114H17ZM29 115H31V114H29ZM47 115V114H46ZM214 115V114H213ZM221 115V114H220ZM260 115H261V113H260ZM1 116V115H0ZM8 116V115H7ZM22 116V115H21ZM245 116V115H244ZM259 116V115H258ZM24 117V116H23ZM26 117V116H25ZM50 117V116H49ZM214 117V116H213ZM220 117V116H219ZM223 117V116H222ZM230 117V116H229ZM5 118V117H4ZM3 118V119H4ZM7 118V117H6ZM28 118V117H27ZM39 118V117H38ZM53 118V117H52ZM257 118V117H256ZM1 119V118H0ZM31 119H33V118H31ZM30 119V120H31ZM40 119V118H39ZM43 118H41V120H42ZM249 119V118H248ZM6 120H8V119H6ZM10 120V119H9ZM12 120V119H11ZM26 120H28V119H26ZM45 119H43L42 121H44ZM5 121V120H4ZM13 121V120H12ZM20 121V120H19ZM29 121V120H28ZM27 121V122H28ZM34 121V120H33ZM41 121V122H42ZM54 121V120H53ZM6 122H8V121H6ZM39 122H40V120H39ZM55 122V121H54ZM58 122V121H57ZM253 122V121H252ZM3 123V122H2ZM2 123H0V125H1V127H2ZM5 123V122H4ZM3 123V124H4ZM37 123V122H36ZM51 123H52V121H51ZM9 125H10V123H8ZM13 124V123H12ZM46 124H48V123H46ZM62 124V123H61ZM31 125V124H30ZM29 125V126H30ZM40 125V124H39ZM58 125V124H57ZM6 126V125H5ZM8 126V125H7ZM15 125H13V127H14ZM28 126V125H27ZM62 126V125H61ZM177 126V125H176ZM16 127V126H15ZM14 127V128H15ZM44 127V126H43ZM42 127V128H43ZM50 127V126H49ZM64 127V126H63ZM244 127V126H243ZM247 127L248 128H250L251 126H248L247 125ZM246 127V128H247ZM3 128H4V126H3ZM2 128V129H3ZM6 128V127H5ZM4 128V129H5ZM10 128V127H9ZM11 128H12V126H11ZM10 128V129H11ZM17 128V127H16ZM28 128V127H27ZM33 128V127H32ZM39 128H40V126H39ZM253 128V127H252ZM259 128H260V126H259ZM258 128V129H259ZM1 129V128H0ZM7 129V128H6ZM5 129V130H6ZM64 129V128H63ZM20 130V129H19ZM30 130V129H29ZM32 130V129H31ZM30 130V131H31ZM41 129H39V131H40ZM58 130V129H57ZM72 129H70V131H71ZM11 131H13V128H12V130ZM25 131H26V129H25ZM25 131H24V133H25ZM34 131H35V129H34ZM60 131V130H59ZM62 131V130H61ZM65 131V130H64ZM73 131V130H72ZM71 131V132H72ZM80 131V130H79ZM109 131H111V130H109ZM170 131V130H169ZM254 130L252 129V132H253ZM2 132V131H1ZM14 133L16 132V131H13ZM20 132V131H19ZM22 132V131H21ZM36 132V131H35ZM78 132V131H77ZM249 132H251V129H250V131ZM254 132H256V131H254ZM253 132V133H254ZM5 133V132H4ZM28 133V132H27ZM38 133H40V132H38ZM59 133V132H58ZM65 133V132H64ZM70 133V132H69ZM80 133V132H79ZM21 134V133H20ZM23 134V133H22ZM26 134V133H25ZM81 134H82V132H81ZM258 134H259V132H258ZM7 135V134H6ZM17 135V134H16ZM31 135V134H30ZM42 135V134H41ZM53 135V134H52ZM56 135V134H55ZM54 135V136H55ZM60 135V134H59ZM62 135V134H61ZM109 135H111V134H109ZM255 135V134H254ZM2 136V135H1ZM8 136V135H7ZM25 136V135H24ZM23 136V137H24ZM252 136H253V134H252ZM260 137H261V135H259ZM3 137V136H2ZM2 137H0L1 139H2ZM14 137V136H13ZM22 137V136H21ZM29 137V136H28ZM35 137V136H34ZM38 137V136H37ZM36 137V138H37ZM58 137V136H57ZM57 137L55 138V140L57 139ZM20 138V137H19ZM30 139H31V137H29ZM43 138V137H42ZM41 138V141H43L44 139H42ZM45 138V137H44ZM50 138V137H49ZM61 138H62V136H61ZM79 138H81V137H79ZM256 138V137H255ZM6 139H7V137H6ZM13 139V138H12ZM23 139V138H22ZM35 139V138H34ZM34 139H32V141L34 140ZM45 139H47V138H45ZM82 139V138H81ZM107 139V138H106ZM109 139V138H108ZM29 140V139H28ZM39 140V139H38ZM48 140V142H49V139H47ZM88 140V139H87ZM86 140V141H87ZM98 140V139H97ZM102 140V139H101ZM110 140V139H109ZM161 140V139H160ZM179 140L181 141V139L179 138ZM1 141V140H0ZM25 141V140H24ZM40 141V142H41ZM75 140H73V142H74ZM89 141V140H88ZM170 141V140H169ZM178 141V140H177ZM179 141V142H180ZM183 141V140H182ZM2 142V141H1ZM4 142V141H3ZM15 142V141H14ZM35 142H37V141H35ZM39 142V143H40ZM44 142H46V141H44ZM62 142V141H61ZM104 142H105V140H104ZM108 142V141H107ZM158 142V141H157ZM18 143V142H17ZM17 143H16V145H17ZM42 143V142H41ZM58 143V142H57ZM63 143V142H62ZM175 143H177V142H175ZM7 144V143H6ZM21 144V143H20ZM25 144V143H24ZM34 144V143H33ZM36 144V143H35ZM43 144V143H42ZM64 144V143H63ZM70 144V143H69ZM78 144V143H77ZM104 144V143H103ZM164 144V143H163ZM180 144V143H179ZM260 144H261V142H260ZM10 145V144H9ZM14 145V144H13ZM29 145V144H28ZM37 145V144H36ZM40 145V144H39ZM44 145H46V144H44ZM57 145H59V146H62V145H60V143L59 144H57ZM99 145V144H98ZM106 145V144H105ZM105 145H104V147H105ZM109 145V144H108ZM18 146V145H17ZM42 146V145H41ZM47 146V145H46ZM101 146V145H100ZM175 146V145H174ZM173 146V147H174ZM180 146H182L181 144H180ZM184 146V145H183ZM26 147V146H25ZM35 147V146H34ZM37 147V146H36ZM35 147V148H36ZM54 147V146H53ZM63 147V146H62ZM61 147V148H62ZM103 147V146H102ZM121 147V146H120ZM259 147H262V145H260ZM9 148H11V147H9ZM39 148V147H38ZM42 148H43V146H42ZM70 148V147H69ZM77 148V147H76ZM90 148V147H89ZM100 148V147H99ZM161 148V147H160ZM19 149H20V146H19ZM44 149L46 150V148L44 147ZM50 149V148H49ZM58 149H59V147H58ZM72 149V148H71ZM114 149V148H113ZM163 149V148H162ZM175 149V148H174ZM186 149H187V147H186ZM186 149H185V151H186ZM1 150V149H0ZM31 150V149H30ZM36 150V149H35ZM41 150H43V149H41ZM54 150V149H53ZM57 150V149H56ZM61 150H63V149H61ZM69 150V149H68ZM84 150V149H83ZM108 150V149H107ZM166 150V149H165ZM179 150V149H178ZM10 151V150H9ZM25 151V150H24ZM33 151V150H32ZM48 151V150H47ZM173 151V150H172ZM176 151V150H175ZM17 152V151H16ZM27 152V151H26ZM76 152V151H75ZM106 152V151H105ZM184 152V151H183ZM187 152V151H186ZM192 152V151H191ZM89 153V152H88ZM119 153V152H118ZM138 153V152H137ZM195 153V152H194ZM48 154V153H47ZM69 154H71V153H69ZM141 154V153H140ZM151 154V153H150ZM184 154H186V153H183L182 155L184 156ZM44 155V154H43ZM49 155V154H48ZM73 155V154H72ZM133 155V154H132ZM173 155V154H172ZM181 155V156H182ZM4 156V155H3ZM6 156V155H5ZM8 156V155H7ZM18 156V155H17ZM23 156H25V155H23ZM27 156V155H26ZM28 156H30V155H28ZM39 156V155H38ZM68 156V155H67ZM78 156V155H77ZM81 156V155H80ZM125 156V155H124ZM194 156H196V155H193V158H194ZM42 157V156H41ZM46 157H47V155H46ZM52 157V156H51ZM94 157V156H93ZM102 157V156H101ZM138 157V156H137ZM136 157V158H137ZM148 157V156H147ZM31 158V157H30ZM49 158V156L47 157V159ZM77 158H79V156L77 157ZM85 158V157H84ZM83 158V159H84ZM99 158V157H98ZM111 158V157H110ZM192 158V157H191ZM0 159L2 160V157L0 156ZM20 159H21V157H20ZM24 159V158H23ZM42 159V158H41ZM46 159V160H47ZM81 159V158H80ZM92 159H94V158H92ZM100 159V158H99ZM151 159V158H150ZM182 159V158H181ZM185 159V158H184ZM14 160V159H13ZM22 160V159H21ZM34 160H36V159H34ZM43 160V159H42ZM67 160H69V159H67ZM128 160V159H127ZM193 160V159H192ZM6 161V160H5ZM40 161V160H39ZM44 161V160H43ZM79 161V160H78ZM88 161H90V160H88ZM110 161V160H109ZM126 161V160H125ZM135 161V160H134ZM152 161V160H151ZM154 161V160H153ZM156 161V160H155ZM154 161V162H155ZM174 161V160H173ZM188 161V160H187ZM194 161V160H193ZM229 161V160H228ZM1 162V161H0ZM3 163H6V162H4V161H2ZM1 162V163H2ZM11 162V161H10ZM28 162H31V160L30 161H28ZM58 162V161H57ZM61 162V161H60ZM60 162H59V164H60ZM63 162V161H62ZM64 162H66V161H64ZM129 162V161H128ZM226 162V161H225ZM13 163V162H12ZM34 163H36V161L34 162ZM68 163V166H69V161L67 162ZM75 163V162H74ZM104 163V162H103ZM152 163V162H151ZM230 163V162H229ZM232 163V162H231ZM10 164V163H9ZM28 164H30V163H28ZM37 164V163H36ZM76 164V163H75ZM82 164V163H81ZM97 164V163H96ZM99 164V163H98ZM107 164V163H106ZM106 164H104V165H106ZM109 164V163H108ZM150 164V163H149ZM228 164V163H227ZM11 165V164H10ZM27 165V164H26ZM114 165V164H113ZM139 165H141V164H139ZM146 165H147V163H146ZM175 165V164H174ZM9 166V165H8ZM37 166H39V165H37ZM45 166V165H44ZM55 166V165H54ZM62 166V165H61ZM71 166V165H70ZM80 166V165H79ZM92 166H94V165H92ZM119 166V165H118ZM1 167V166H0ZM5 167V166H4ZM3 167V168H4ZM7 167V166H6ZM11 169L10 170H12L13 172H14V170L12 169V167L11 166H9ZM9 167H8V169H9ZM41 167H43V166H41ZM100 167H102V166H100ZM104 167H106V166H104ZM113 167V166H112ZM125 167H127V166H125ZM147 167V166H146ZM215 167H217V166H215ZM3 168H0V169H3ZM27 168V167H26ZM30 168H31V166H30ZM35 168V167H34ZM37 168V167H36ZM45 168H47V167H45ZM59 168V167H58ZM66 168V167H65ZM93 168V167H92ZM143 168V167H142ZM220 168V167H219ZM6 169V168H5ZM18 169V168H17ZM24 169V171H26L25 170V168H23ZM44 169V168H43ZM52 169H53V167H52ZM56 169V168H55ZM70 169V168H69ZM82 169V168H81ZM80 169V170H81ZM83 169H85V168H83ZM82 169V170H83ZM117 169V168H116ZM119 169V168H118ZM134 169V168H133ZM7 170V169H6ZM29 170V169H28ZM46 170V169H45ZM79 170V171H80ZM88 170V169H87ZM98 170V169H97ZM100 170V169H99ZM108 170V169H107ZM110 170V169H109ZM1 171V170H0ZM9 171V170H8ZM20 171V170H19ZM19 171H16V172H18L19 173ZM41 171V170H40ZM44 171V170H43ZM50 171V170H49ZM60 171V170H59ZM65 171V170H64ZM1 172H7V171H1ZM10 172V171H9ZM21 172V171H20ZM30 172H32V170L30 171ZM48 172V171H47ZM51 172V171H50ZM58 172V171H57ZM62 172V171H61ZM66 172V171H65ZM82 172V171H81ZM98 172V171H97ZM113 172V171H112ZM114 172H115V170H114ZM119 172V171H118ZM22 173H23V171H22ZM40 173H42V172H40ZM53 173V172H52ZM127 173V172H126ZM233 173V172H232ZM9 174V173H8ZM8 174H6V175H8ZM11 174H12V172H11ZM27 174V173H26ZM25 174V175H26ZM33 174V173H32ZM31 173H30V175H32ZM47 174H51V173H47ZM46 174V175H47ZM77 174V173H76ZM84 174V173H83ZM100 174V173H99ZM104 174V173H103ZM116 174V173H115ZM10 175V174H9ZM13 175H15V173L13 174ZM18 175H20V173L18 174ZM22 175V174H21ZM40 175V174H39ZM61 176H62V173L60 174ZM60 175H56L58 178L60 177ZM69 175V174H68ZM71 175V174H70ZM88 175H90V173L88 174ZM92 175V174H91ZM244 175V174H243ZM0 176H1V174H0ZM23 176V175H22ZM28 176V175H27ZM26 176V177H27ZM42 176V175H41ZM48 176H51V175H48ZM78 176V175H77ZM84 176V175H83ZM9 177H11V176H9ZM20 177V176H19ZM19 177H17V176H15L14 177V179H18ZM25 177V178H26ZM38 177V176H37ZM44 177V176H43ZM55 177V176H54ZM62 177H64V175L62 176ZM88 177V176H87ZM87 177H85L86 178V180H87ZM94 177V176H93ZM116 177V176H115ZM2 178V179H1ZM1 178H0V194L3 192L2 190L3 189H6V188H2V186H3V180L5 181V180H10L9 178L8 179H5V176H1ZM23 179H25L24 178V176L22 177ZM22 178L20 177V179L22 180ZM28 178H29V176H28ZM39 178V177H38ZM41 179L40 180H42V177H40ZM46 178V177H45ZM49 178V177H48ZM48 178H46L47 180H48ZM137 178V177H136ZM14 179H12V180H14ZM19 179V180H20ZM44 179V178H43ZM80 179V178H79ZM99 179H101V177L99 178ZM122 179V178H121ZM131 179V178H130ZM19 180L17 181V182H19ZM34 180V179H33ZM32 180V181H33ZM50 180V179H49ZM63 180V179H62ZM61 180V181H62ZM70 180V179H69ZM89 180V179H88ZM90 180H93L92 178H90ZM104 180V176H103V179L102 180H100V181H103ZM38 181V180H37ZM51 181V180H50ZM95 181V180H94ZM93 181V182H94ZM110 181V180H109ZM109 181H107L108 183H109ZM119 181H120V179H119ZM15 182H16V180H15ZM26 182V181H25ZM39 182V181H38ZM41 182V181H40ZM43 182V181H42ZM45 182V181H44ZM48 182V181H47ZM52 182H53V180H52ZM60 182V181H59ZM69 182V181H68ZM75 182V181H74ZM85 182V181H84ZM90 182V181H89ZM128 182V181H127ZM133 182H134V180H133ZM8 183V182H7ZM13 183H14V181H13ZM22 183H23V181H22ZM27 184H29V183H32V182H26ZM61 183V182H60ZM62 183H63V181H62ZM65 183V182H64ZM66 183H67V181H66ZM72 182H70V183H67L68 184V186H69V184H71ZM87 183H88V181H87ZM97 183V182H96ZM99 183V182H98ZM97 183V184H98ZM114 183H117V182H114ZM140 183V182H139ZM6 184V183H5ZM10 185H11V182L9 183ZM18 184V183H17ZM34 184H36L37 185V183H36V181H35V183ZM34 184H32L33 186H35ZM59 184V183H58ZM113 184V183H112ZM120 184V183H119ZM129 184V183H128ZM174 184V183H173ZM21 185V184H20ZM42 185V184H41ZM48 185V184H47ZM49 185H50V182H49ZM64 185V184H63ZM77 185V184H76ZM92 185H94V184H92ZM101 185V184H100ZM110 185V184H109ZM188 185V184H187ZM191 185V184H190ZM17 186H19V184L17 185ZM21 186H23V185H21ZM30 186H31V184H30ZM62 185H60V187H61ZM67 186V185H66ZM65 186V187H66ZM73 186H75V185H73ZM85 186V185H84ZM102 186V185H101ZM121 186V185H120ZM125 186V185H124ZM143 186V185H142ZM145 186V185H144ZM147 186V185H146ZM145 186V187H146ZM178 186V185H177ZM7 187V186H6ZM14 187H16V184H14ZM14 187H7V188H10V190H11V188H13L14 189ZM20 187V186H19ZM26 187V186H25ZM24 186L23 187H20V188H18V187H16V191L15 192H17V191H19L20 193H15V192H13V190H12V193L8 190V192L9 193H7L8 194V197L6 196V193H5V197H7L6 199H8L9 198V200H12V201H16V202H18L20 205H19V208L21 209V210H24V211H26V212H36L37 214L39 213V214H41L42 216H46L47 215V212L48 213H50L49 211L51 210V208L47 211V209L48 208H46V207H48V206H51L50 204L48 205V203H47V205L48 206H46L45 208H46V211L45 210H42L44 207H41V205H40V200L42 199V197H44V196H42V193H43V191H41V188L39 187V193L37 194V191H34L33 190V188H30V189H32V190H30V192H28L27 190H24L26 193H24V192H22L21 193V190H22V188L24 189L25 188ZM41 187H45V186H41ZM49 187V186H48ZM99 187V186H98ZM117 187V186H116ZM174 187V186H173ZM179 187V186H178ZM225 187V186H224ZM27 188V187H26ZM25 188V189H26ZM37 186H36V190H37ZM53 188V187H52ZM71 188H72V184H71ZM74 188V187H73ZM85 188V187H84ZM100 188V187H99ZM124 188V187H123ZM129 188V187H128ZM131 188V187H130ZM139 188V187H138ZM176 188V187H175ZM183 188V187H182ZM188 188V187H187ZM222 188V187H221ZM19 189H21V190H19ZM28 189H29V185H28ZM43 189H46V190H48L46 187L45 188H43ZM62 189V188H61ZM95 189H97V188H95ZM103 189V188H102ZM118 189V188H117ZM116 189V190H117ZM180 189V188H179ZM201 189V188H200ZM51 190V189H50ZM54 190V189H53ZM59 190V189H58ZM75 190H76V188H75ZM105 190V189H104ZM120 190V189H119ZM135 190V189H134ZM149 190V189H148ZM154 190V189H153ZM184 190V189H183ZM195 190H197V188L195 189ZM232 190V189H231ZM6 191V190H5ZM23 191V190H22ZM33 191V192H32ZM42 193H41V192ZM77 191H78V189H77ZM79 191H82V190H79ZM85 191V190H84ZM83 191V192H84ZM99 191V190H98ZM97 191V192H98ZM112 191V190H111ZM123 191V190H122ZM152 191V190H151ZM164 191V190H163ZM181 191V190H180ZM184 191H186V189L184 190ZM189 191V190H188ZM7 192V191H6ZM45 192V191H44ZM46 192H48V191H46ZM52 192V191H51ZM56 192H58V191H56ZM65 192H66V190H65ZM102 192V191H101ZM137 192V191H136ZM153 192V191H152ZM159 192V191H158ZM165 192V191H164ZM170 192V191H169ZM193 192V191H192ZM215 192V191H214ZM58 193H61L60 191L58 192ZM75 193V192H74ZM78 193H80V194H82V192H78ZM96 193V192H95ZM116 193V192H115ZM119 193V192H118ZM135 192H133V194H134ZM140 193V192H139ZM149 193H150V191H149ZM148 193V194H149ZM179 193V192H178ZM195 193V192H194ZM209 193V192H208ZM207 193V194H208ZM218 193V192H217ZM231 193V192H230ZM68 194V193H67ZM76 194V193H75ZM88 194H90V193H88ZM91 194H93V193H91ZM96 194H98V193H96ZM104 194V193H103ZM127 194V193H126ZM143 193H141V195L140 196H144V195H142ZM146 194H147V192H146ZM155 194V193H154ZM175 194V193H174ZM184 194V193H183ZM187 194V193H186ZM211 194V193H210ZM213 194V193H212ZM49 195V193L47 194V196ZM56 195V194H55ZM60 195V194H59ZM72 195V194H71ZM70 195V196H71ZM110 195V194H109ZM130 195V194H129ZM128 195V196H129ZM178 195V194H177ZM180 195H181V193H180ZM227 195V194H226ZM237 195H238V193H237ZM0 196H2V194L0 195ZM4 196V195H3ZM1 197V198H4V197ZM46 196V195H45ZM51 196V195H50ZM49 196V197H50ZM61 196V195H60ZM68 196H69V194H68ZM69 196V198L71 199V197ZM79 196V195H78ZM89 196V195H88ZM92 196V195H91ZM97 196V195H96ZM106 196V195H105ZM111 196V195H110ZM109 196V197H110ZM125 196V195H124ZM135 196V195H134ZM137 196V195H136ZM147 196V195H146ZM170 196V195H169ZM174 196V195H173ZM184 196V195H183ZM189 196V195H188ZM193 196H194V194H193ZM213 196V195H212ZM234 196V195H233ZM49 197H46V198H49ZM66 197V196H65ZM73 197V199L75 198L74 196H72ZM137 197H139V196H137ZM154 197V196H153ZM187 197V196H186ZM215 197V196H214ZM219 197V196H218ZM217 197V198H218ZM221 197V196H220ZM246 197V196H245ZM251 197V196H250ZM260 197V196H259ZM1 198H0V204L2 203L1 202ZM46 198H44V200L46 201ZM60 198H62V197H60ZM78 198V197H77ZM79 198H81V195L79 196ZM85 198V197H84ZM87 199H88V197H86ZM99 198V197H98ZM97 198V199H98ZM104 198V197H103ZM115 198V197H114ZM124 198V197H123ZM147 198H149V197H147ZM151 198V197H150ZM167 198V197H166ZM176 198H177V196H176ZM213 198V197H212ZM236 198V197H235ZM238 198V197H237ZM243 198V197H242ZM263 198V197H262ZM19 199H20V202H19ZM51 199V198H50ZM55 199V198H54ZM58 199H59V197H58ZM67 200V198H64L63 200ZM82 199V198H81ZM86 199V200H87ZM92 199H95V198H92ZM107 200H108V196H107V198H106ZM110 199H112V198H110ZM109 199V200H110ZM116 199H118V198H116ZM128 199V198H127ZM138 199H140V198H138ZM190 199V198H189ZM214 199V198H213ZM222 199V198H221ZM253 199V198H252ZM255 199H257V198H255ZM5 200V199H4ZM43 200V199H42ZM52 201H53V199H51ZM50 200V201H51ZM57 200V199H56ZM89 200H91V198H89ZM103 200V199H102ZM119 200V199H118ZM117 200V201H118ZM120 200H122V198L120 199ZM153 200V199H152ZM158 200V199H157ZM179 200V199H178ZM203 200V199H202ZM219 200V199H218ZM226 201H227V198L225 199ZM225 200H222V201H225ZM247 200H249V199H247ZM258 200H260V199H258ZM258 200H254V201H257L258 202ZM262 200V199H261ZM264 200V199H263ZM262 200V201H263ZM3 201V200H2ZM6 201V200H5ZM12 201H10L9 203L7 202V204L8 205H11V202ZM61 201V200H60ZM74 201V200H73ZM77 202H78V199L76 200ZM104 201H106V200H104ZM124 201V200H123ZM143 201V200H142ZM185 201H186V199H185ZM191 201V200H190ZM208 201H210V200H208ZM214 201V200H213ZM221 201V200H220ZM231 201V200H230ZM229 201V202H230ZM14 202H12V203H14ZM58 202V201H57ZM62 202V201H61ZM75 202V201H74ZM88 202H90V201H88ZM96 202V201H95ZM99 202H100V200H99ZM107 203H108V201H106ZM116 202V201H115ZM120 202V201H119ZM153 202V201H152ZM151 202V203H152ZM158 202H161V200L160 201H158ZM180 202V201H179ZM192 202V201H191ZM206 202V201H205ZM233 202V201H232ZM238 202H240V201H238ZM252 202V201H251ZM5 203V202H4ZM42 203V202H41ZM50 203H53V202H50ZM68 203V205H70L69 204V202H67ZM81 203V202H80ZM122 203V202H121ZM150 202H148V204H149ZM154 203V202H153ZM166 203V202H165ZM169 203V202H168ZM177 203V202H176ZM176 203H173V204H176ZM180 203H183V202H180ZM216 203H217V201H216ZM237 203V202H236ZM247 203V202H246ZM245 202H244V204L245 205H248V204H246ZM253 203V202H252ZM260 203V202H259ZM6 204V205H7ZM43 204H45L44 203V201H43ZM98 204V203H97ZM106 204V203H105ZM104 204V205H105ZM110 204V203H109ZM135 204V203H134ZM141 204V203H140ZM155 204V203H154ZM157 204V203H156ZM170 204V203H169ZM179 204V203H178ZM204 204V203H203ZM209 204V203H208ZM227 204V203H226ZM226 204H224V206L226 205ZM242 204H243V202H242ZM257 204V203H256ZM5 205V206H6ZM15 204H13V206H14ZM16 205H17V203H16ZM23 205V206H22ZM61 205V204H60ZM80 205V204H79ZM89 205V204H88ZM87 205V206H88ZM96 205V204H95ZM101 205H102V203H101ZM115 205V204H114ZM125 205H126V203H125ZM128 205H131V204H128ZM137 205H139L138 203H137ZM136 205V206H137ZM143 205V204H142ZM145 205V204H144ZM222 205V204H221ZM252 205V204H251ZM251 205H250V209H249V205L248 206H242L241 207V204L240 205H237V207H236V205L234 206L233 204H231V205H229V204H227V206H225V207H233L232 209L231 208H229L230 209V211H227V209L225 210L227 213L226 214H224L225 213V211H223L224 210V206H223V210H222V206H221V210H222V212H221V210H220V207L218 208V212L216 213V210L215 211H213V209H216V207H214L213 209H209V208H207V209H209L210 211L212 210V212H210V211H208L206 208H205V210H207L208 212H209V216L208 215H205L204 214V212H206V211H204V212H200L201 213V216L200 217H202L203 215H204V218H201V219H199V218H193V219H190V218H192V217H194V215H196V214H194L193 216H191L190 214H191V212L189 213L188 211H185V210H183V211H185V212H188L189 214L188 215H186V213L184 214L186 217H185V219H183L184 218V216H183V213H181V215L180 214H178V213H176L175 212V214L178 216V218H180L179 220H175V219H177V217H175L176 215L174 214V212H173V214L172 215H169V217L171 216L172 217V220H175L176 221V223L179 221V222H182V223H180V224H178V225H176L175 224V221H173L172 222V220H171V222L172 223H174V224H172L171 222H170V220L168 221V217H167V221L166 222H169V224L168 223H166V224H164V221L161 223V221H157V220H159V219H157V220H153V217L155 216V219L156 218H159L160 217V215H158L159 213L161 214L162 212L159 210V213L158 212H156L155 211V213H158L157 215H154V213H153V217H152V219L150 218V222H148L147 220H146V223H149V226L147 225H145L144 227L142 226V228H141V226H139V225H141V224H139V222H137L138 221V217H140L139 215H140V213H138L139 215H137V211L138 210H136V212L133 210V213H135V215H136V218H138V219H136L137 221H135V219L134 218H131V217H135V215L133 214H128L129 212L130 213H132L131 211L132 210H130V211H128L127 210V208L125 207H123V206H121V207H123V210H127L126 211V213L124 212V211H121V210H118V211H121V212H123L124 213V216H122L121 218V220H123L124 221V219L127 221V223H131V226H132V223L135 225L134 226V228L133 227H131L130 225H127L126 226V228L128 227L130 230H127V231H129V232H127V231H125L126 229H125V227H123V224H124V226L127 224H125L123 221H121V220H119V221H114V219L113 218H111V217H113V216H111L110 217V215H109V217L111 218H109L108 220H109V222H112L113 224L111 225V224H109V222H103L102 221V223H106V224H108L109 226H110V228L112 229L111 230V232H109L106 228H105V233H107V234H109L108 236H110V237H108L105 233L104 234H102V232H104V230L102 231L101 230V228L100 229H98V230H101V231H99L100 232V234H102V235H100L101 237V240L100 241H103V239H104V236L106 235L107 236V240H109L110 238H111V235L110 234H113L114 236H115V228L117 227V230H118V232H123V234L121 233V236L119 237L118 236V234H116V237H112L110 240L112 241V239L114 240V242H109V241H107L106 239H105V242L103 241V242H100L101 244H104V243H107V242H109L110 243V245L107 243V244H105V246H103V248H100V247H102V246H99V248L100 249H103V250H99V251H97V249H96V247H95V244L94 245H90L89 247H93V248H95L96 250L95 251H91V248H90V252H89V255L91 254L92 256H89L88 255V253H85V255H84V257L83 256H81L80 255V253L82 252V251H79L78 253H79V256H81V258H83V259H81V258H79V257H77V259H81V260H79V263L81 262V261H83V260H85V261H87V260H89V261H87L86 263H85V261H83V262H81V264L82 263H84V264H264V207L263 206H261V205H264V204H261L260 203V205H258V207H259V209H257V205H256V208H251ZM255 205V204H254ZM3 206V205H2ZM1 206V207H2ZM21 206H22V208H21ZM56 206V205H55ZM72 206V205H71ZM70 206V207H71ZM75 206H77V205H75ZM81 206H82V204H81ZM86 206V205H85ZM84 206V207H85ZM91 206V205H90ZM97 206V205H96ZM127 206V205H126ZM132 206V205H131ZM157 206V205H156ZM161 206V205H160ZM188 206V205H187ZM191 206V205H190ZM207 206V205H206ZM217 206H220V205H217ZM261 206V207H260ZM4 207V206H3ZM6 207H8V206H6ZM12 207V206H11ZM11 207H10V209H11ZM17 207V206H16ZM25 209H24V208ZM28 207V208H27ZM111 207V206H110ZM147 207H149V206H147ZM153 207V206H152ZM166 207V206H165ZM197 207V206H196ZM238 207H239V209H238ZM245 209H244V208ZM252 207H253V205H252ZM56 208V207H55ZM59 208H61V207H59ZM107 208H108V206H107ZM107 208H105V209H107ZM134 208V207H133ZM139 208V207H138ZM176 208H178V206L176 207ZM191 208V207H190ZM190 208H188V209H190ZM201 208V207H200ZM212 208V207H211ZM236 208H237V210H236ZM2 209V208H1ZM6 209V208H5ZM17 209V208H16ZM93 209V208H92ZM97 209H98V207H97ZM101 209V208H100ZM143 209V208H142ZM155 208H153V210H154ZM157 209V208H156ZM166 209V208H165ZM181 209V208H180ZM187 209V210H188ZM228 209V210H229ZM4 210V209H3ZM15 210V209H14ZM13 209H12V211L13 212H15ZM18 210V209H17ZM20 210V211H21ZM30 210V211H29ZM66 210V209H65ZM71 210V209H70ZM78 210H79V207H78ZM89 210H91V209H89ZM94 210V209H93ZM102 210V209H101ZM109 210V209H108ZM148 210V209H147ZM152 210V209H151ZM169 210V209H168ZM172 210V209H171ZM196 209H194L193 211H195ZM200 210H204V209H200ZM220 210V211H219ZM232 210V211H231ZM234 210V211H233ZM6 211V210H5ZM55 211V210H54ZM59 211V210H58ZM99 211V210H98ZM98 211H96V212H98ZM115 211V210H114ZM114 211L112 212L113 214H114ZM117 211V210H116ZM117 211V212H118ZM180 212H181V210H179ZM191 211H192V209H191ZM192 211V212H193ZM236 211V212H235ZM0 212H2V211H0ZM9 213H10V211H8ZM18 212H19V210H18ZM22 212V211H21ZM21 212L20 213H17V212H15V213H17V215L19 214V216L21 215ZM56 213H54L53 212V214H54V217L53 218H59V217H57V214H59L58 212H57V210L55 211ZM102 212H104V211H102ZM140 212V211H139ZM145 212V211H144ZM143 212V213H144ZM147 212V211H146ZM150 212H152V211H150ZM149 212V213H150ZM169 212V211H168ZM167 212V214H166V212L164 211V213L166 214V216L169 214ZM199 212H197L198 214V216H199ZM207 212V213H208ZM228 212H230V214L228 213ZM8 213V214H9ZM92 213V212H91ZM98 213H100V212H98ZM105 213H107L106 211H105ZM111 213V214H112ZM119 213V212H118ZM117 213V214H118ZM194 213H196V212H194ZM219 213H223L222 215L221 214H219ZM1 214V213H0ZM24 214V213H23ZM26 214V213H25ZM32 214V213H31ZM30 214V215H31ZM35 214V213H34ZM46 214V215H45ZM76 214V213H75ZM75 214H73V215H75ZM93 214H95V212H93ZM97 214V213H96ZM126 214V215H125ZM142 214V213H141ZM193 214V213H192ZM215 214H219V217L216 219V215ZM4 215V214H3ZM12 215V213L9 215V216H11ZM14 216L16 215V214H13ZM12 215V216H13ZM40 215V216H41ZM50 215V214H49ZM60 215H61V213H60ZM64 215V214H63ZM99 215V214H98ZM103 215H104V213H103ZM106 215H108V214H106ZM120 215H123V214H119L118 215V217L120 216ZM131 215V216H130ZM149 216L150 217V215H152V214H147V213H145V216ZM191 217H190V216ZM210 215H212V217L211 218H207V217H205V216H208V217H210ZM215 215V216H214ZM225 215V216H224ZM9 216H7V217H9ZM28 216V215H27ZM36 216V215H35ZM52 216V215H51ZM117 216V215H116ZM142 217L144 216L143 214L141 215ZM146 216V217H147ZM157 216V217H156ZM161 216H163V214H161ZM179 216H181V217H179ZM187 216H189V217H187ZM197 216V217H198ZM21 217H22V215H21ZM25 216L23 215V217L22 218H24ZM31 217V216H30ZM38 217V216H37ZM36 217V218H37ZM65 217V216H64ZM63 217V218H64ZM105 217V216H104ZM114 217H115V215H114ZM118 217H116L115 219H118ZM123 217H125V218H123ZM142 217H140V218H142ZM146 217H144V218H146ZM170 217V218H171ZM183 217V218H182ZM214 217V218H213ZM220 217H222V218H220ZM13 218V217H12ZM11 217H10V219H12ZM17 218V217H16ZM16 218H15V221H16ZM60 218H61V216H60ZM66 218V217H65ZM72 218H73V216H72ZM82 218V217H81ZM89 218V217H88ZM94 218V217H93ZM98 218V217H97ZM96 218V219H97ZM108 218V217H107ZM148 218V217H147ZM163 218H165V217H163ZM174 218V219H173ZM186 218H189L188 220L189 221H187V219ZM18 219V218H17ZM19 219H20V217H19ZM26 219H28V217L26 218ZM26 219H24V220H26ZM40 219H42V217L40 218ZM95 219V218H94ZM100 219V218H99ZM113 219V220H112ZM133 219H134V221L135 222H133ZM184 220V221H182V220ZM6 220V219H5ZM9 220V219H8ZM13 220H14V218H13ZM50 220V219H49ZM60 220V219H59ZM67 220V221H66ZM64 219V221H66L67 223L68 222H70V220H68V219ZM80 220V219H79ZM92 220V219H91ZM101 220H102V218H101ZM105 220H106V217H105ZM161 220V219H160ZM2 221V220H1ZM40 221V220H39ZM42 221V220H41ZM43 221H46V220H43ZM42 221V222H43ZM48 221V220H47ZM54 221V220H53ZM55 221H57V220H55ZM73 221V220H72ZM72 221H71V224H72ZM84 221V220H83ZM125 221V222H126ZM132 221V222H131ZM143 221V220H142ZM12 222V221H11ZM10 222V223H11ZM26 222V221H25ZM78 222V221H77ZM100 222V221H99ZM118 222H119V225H118ZM144 222V221H143ZM178 222V223H179ZM6 223V222H5ZM14 223V222H13ZM12 223V224H13ZM18 223V222H17ZM35 223V222H34ZM56 223V222H55ZM57 223H58V221H57ZM73 223H74V221H73ZM83 223H85V222H83ZM87 223H89V222H87L86 221V224ZM93 223H95V222H93ZM96 223H97V221H96ZM114 223H115V225H116V223H117V225H116V227H114ZM121 223H123V224H121ZM136 223H138V226H136ZM170 223H171V225H170ZM3 224V226H4V223H2ZM15 224V223H14ZM20 224H22V221L20 222ZM31 224V223H30ZM38 224V223H37ZM51 224V223H50ZM53 224H54V222H53ZM60 224V223H59ZM62 224V223H61ZM60 224V225H61ZM66 224V223H65ZM92 224V223H91ZM105 224V225H106ZM18 225V224H17ZM23 225V224H22ZM33 225V224H32ZM39 225H40V223H39ZM70 225V224H69ZM94 225V224H93ZM93 225L90 227V225H88V227H90L92 230H93ZM97 225H98V223H97ZM107 225V226H108ZM167 225V226H166ZM2 225H1V227H3ZM12 226V225H11ZM14 226V225H13ZM25 226H27V225H25ZM49 226H51V225H49ZM55 226V225H54ZM62 226V225H61ZM65 226V225H64ZM87 226V225H86ZM100 226V225H99ZM101 226H102V224H101ZM107 226H105V227H107ZM108 226V227H109ZM119 226H121V227H123V231H122V229L120 230V229H118V227ZM5 227V226H4ZM9 227V226H8ZM23 227V226H22ZM31 227V226H30ZM42 227V226H41ZM44 227V226H43ZM45 227H48V226H45ZM72 227H74V226H72ZM88 227H86L87 229H88ZM96 227V226H95ZM94 227V228H95ZM113 227H114V229H113ZM138 229H137V228ZM146 227V228H145ZM25 228V227H24ZM32 228V227H31ZM81 228V227H80ZM85 228V227H84ZM98 228V227H97ZM110 228H109V230H110ZM120 228V227H119ZM127 228V229H128ZM133 228V229H132ZM136 228V229H135ZM141 230H140V229ZM144 228V229H143ZM148 228V229H147ZM1 229V228H0ZM7 229V228H6ZM38 229V228H37ZM50 229V228H49ZM53 229V228H52ZM54 229H55V227H54ZM79 229V228H78ZM77 229V230H78ZM91 229H89V230H91ZM125 229V230H124ZM132 229V230H131ZM11 230V229H10ZM10 230H9V232H10ZM38 230H40V229H38ZM116 230V231H117ZM120 230V231H119ZM17 231H18V228H17ZM17 231H15L16 233H17ZM25 231V230H24ZM50 231H52V230H50ZM67 231V230H66ZM70 231V230H69ZM86 231V230H85ZM114 231V232H113ZM125 231V232H124ZM131 231V232H130ZM20 232V231H19ZM77 232V231H76ZM113 232V233H112ZM45 233V232H44ZM50 233H52V232H50ZM49 233V234H50ZM91 233V232H90ZM125 233V234H124ZM48 234V235H49ZM54 234V233H53ZM73 234V233H72ZM35 235V234H34ZM38 235V234H37ZM51 235V234H50ZM56 235H57V233H56ZM68 235V234H67ZM70 235V234H69ZM83 235V234H82ZM99 235V234H98ZM104 235V236H103ZM112 235V236H113ZM120 235V234H119ZM14 235H12L11 237H13ZM66 236V235H65ZM71 236V235H70ZM72 236H74V235H72ZM76 237L78 236V235H75ZM85 236V235H84ZM106 236H105V238H106ZM58 237V236H57ZM66 237H69V236H66ZM95 237H96V235H95ZM42 238H45V237H43V235H42ZM59 238V237H58ZM57 238V239H58ZM74 238V237H73ZM109 238V239H108ZM62 239H64V238H62ZM82 239H83V237H82ZM87 239V238H86ZM95 240H96V238H94ZM98 239V238H97ZM10 240V239H9ZM34 240V239H33ZM70 240V239H69ZM68 240V241H69ZM91 240H93V239H91ZM6 241V240H5ZM30 241V240H29ZM64 241H65V239H64ZM96 241H98V240H96ZM107 241V242H106ZM61 242V244H63L62 243V241H60ZM72 242V241H71ZM81 242V241H80ZM85 242H87L86 240H85ZM38 243V242H37ZM40 243H41V241H40ZM53 243V242H52ZM57 243V242H56ZM55 243V244H56ZM70 243V242H69ZM73 243V242H72ZM76 243V242H75ZM79 243V242H78ZM60 244V245H61ZM64 244H66L65 242H64ZM100 244V245H101ZM112 244V245H111ZM68 245V244H67ZM71 245V244H70ZM79 245V244H78ZM82 246H85V245H83V244H81ZM87 245V244H86ZM57 246L59 247V245H58V243H57ZM38 247H40L39 245H38ZM44 247V246H43ZM42 247V248H43ZM64 247V246H63ZM74 247V246H73ZM80 247V246H79ZM79 247L77 246V250H80L79 249ZM89 247H86L85 249H89ZM105 247V248H104ZM106 247H108V249L106 248ZM48 248V247H47ZM53 248H55V246L53 247ZM59 248H61L62 249V245L59 247ZM65 249H66V245H65V247H64ZM71 248V247H70ZM81 248V250H83V248L82 247H80ZM58 249V248H57ZM68 249H69V247H68ZM84 249V250H85ZM104 249H105V251H104ZM8 250H9V248H8ZM48 250V249H47ZM56 251V250H55ZM54 251V252H55ZM58 251V250H57ZM65 251H67V250H65ZM69 251V250H68ZM68 251H67V253H68ZM74 251V250H73ZM89 250H85L84 252H88ZM97 251V252H96ZM104 251V252H103ZM107 251V252H106ZM14 252V251H13ZM39 252V251H38ZM43 252V251H42ZM41 251H40V253L39 254H41L42 253ZM45 252H46V249H45ZM70 252V251H69ZM77 252V251H76ZM84 252H82L83 254H84ZM44 253V252H43ZM75 253V252H74ZM73 253V254H74ZM78 253H77V255L76 256H78ZM100 253V254H99ZM101 253H103V254H101ZM0 254H1V252H0ZM45 254V253H44ZM46 254H48L49 255V252L48 253H46ZM52 254V253H51ZM63 254H65L64 253V250H63ZM72 254V255H73ZM87 254V255H86ZM96 254V255H95ZM41 255H43V254H41ZM54 255V254H53ZM40 256V255H39ZM38 256V257H39ZM55 256V255H54ZM58 256H60V255H58ZM63 256H65V255H63ZM62 256V257H63ZM76 256H75V259H76ZM90 257L89 259H87V257ZM96 256H99V257H96ZM33 257V256H32ZM48 257H50V255L48 256ZM66 257H68V256H66ZM71 257V256H70ZM86 257V258H85ZM91 257H92V259H91ZM94 257H96V258H94ZM42 258H43V256H42ZM45 258H47L46 257V255H45ZM60 258V257H59ZM94 258V259H93ZM28 259V258H27ZM44 259V258H43ZM50 259V258H49ZM48 258H47V260H49ZM56 259V258H55ZM61 259V258H60ZM63 259V258H62ZM65 259V258H64ZM73 259H74V257H73ZM73 259H71V260H69V258L67 259V260H69V261H71V262H69V263H72V260ZM16 260V259H15ZM29 260V259H28ZM32 260V259H31ZM30 260V261H31ZM38 260H40V259H38ZM38 260H35L36 262H39ZM41 261V260H40ZM50 261H52L53 262V260H51L50 259ZM55 261H57V260H55ZM63 261H65V260H63ZM75 260H73V263L72 264H78V262H76V261H78V260H76L75 262H74ZM1 262V261H0ZM18 262V261H17ZM42 262V261H41ZM48 262V261H47ZM58 262V261H57ZM61 262V261H60ZM66 262V261H65ZM27 263V262H26ZM25 263V264H26ZM50 263V262H49ZM56 263V262H55ZM64 262H62V264H63ZM67 263H68V261H67ZM68 263V264H69ZM21 264V263H20ZM32 264V263H31ZM52 264V263H51ZM60 264V263H59Z\"/></svg>", "mask_w": 264, "mask_h": 264}]
</instances>
